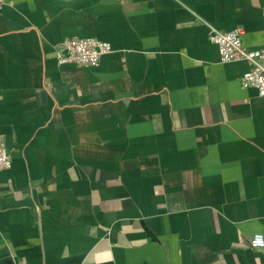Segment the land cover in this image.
Listing matches in <instances>:
<instances>
[{"label": "crops", "instance_id": "1", "mask_svg": "<svg viewBox=\"0 0 264 264\" xmlns=\"http://www.w3.org/2000/svg\"><path fill=\"white\" fill-rule=\"evenodd\" d=\"M264 0H8L0 264H264V96L209 25L264 42ZM112 50L59 63L65 39Z\"/></svg>", "mask_w": 264, "mask_h": 264}, {"label": "built area", "instance_id": "2", "mask_svg": "<svg viewBox=\"0 0 264 264\" xmlns=\"http://www.w3.org/2000/svg\"><path fill=\"white\" fill-rule=\"evenodd\" d=\"M8 0H0V9ZM264 16V5L262 7ZM243 28L223 31L209 25V38L219 50L222 61L248 59L252 67L241 77L243 87H253L258 95L264 96V42L262 46L248 49L242 41ZM112 50L111 42L95 36H72L65 39L58 52L59 63L96 65L101 57ZM12 152L0 142V170L12 166ZM254 247L264 246V236L255 233L251 238Z\"/></svg>", "mask_w": 264, "mask_h": 264}]
</instances>
